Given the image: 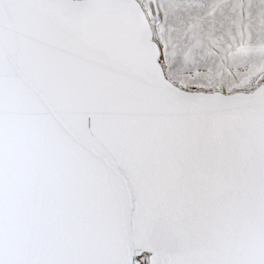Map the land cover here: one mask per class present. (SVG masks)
Wrapping results in <instances>:
<instances>
[{"label":"snow or ice","instance_id":"1","mask_svg":"<svg viewBox=\"0 0 264 264\" xmlns=\"http://www.w3.org/2000/svg\"><path fill=\"white\" fill-rule=\"evenodd\" d=\"M0 264H264V0H0Z\"/></svg>","mask_w":264,"mask_h":264}]
</instances>
